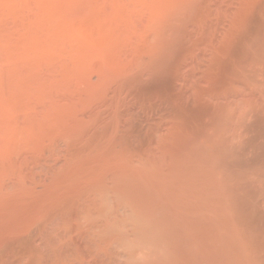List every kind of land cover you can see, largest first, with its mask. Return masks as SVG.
I'll list each match as a JSON object with an SVG mask.
<instances>
[{
	"label": "bare ground",
	"instance_id": "6f19581e",
	"mask_svg": "<svg viewBox=\"0 0 264 264\" xmlns=\"http://www.w3.org/2000/svg\"><path fill=\"white\" fill-rule=\"evenodd\" d=\"M0 264H264V0H0Z\"/></svg>",
	"mask_w": 264,
	"mask_h": 264
}]
</instances>
